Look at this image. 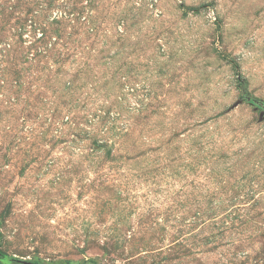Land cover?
Wrapping results in <instances>:
<instances>
[{
  "label": "rangeland",
  "instance_id": "obj_1",
  "mask_svg": "<svg viewBox=\"0 0 264 264\" xmlns=\"http://www.w3.org/2000/svg\"><path fill=\"white\" fill-rule=\"evenodd\" d=\"M257 105L264 0H0V264H264Z\"/></svg>",
  "mask_w": 264,
  "mask_h": 264
},
{
  "label": "trees",
  "instance_id": "obj_2",
  "mask_svg": "<svg viewBox=\"0 0 264 264\" xmlns=\"http://www.w3.org/2000/svg\"><path fill=\"white\" fill-rule=\"evenodd\" d=\"M251 103H254L255 105L257 104L256 100L250 101Z\"/></svg>",
  "mask_w": 264,
  "mask_h": 264
},
{
  "label": "water",
  "instance_id": "obj_3",
  "mask_svg": "<svg viewBox=\"0 0 264 264\" xmlns=\"http://www.w3.org/2000/svg\"><path fill=\"white\" fill-rule=\"evenodd\" d=\"M257 107H259V108H264V106H261V105H257Z\"/></svg>",
  "mask_w": 264,
  "mask_h": 264
}]
</instances>
